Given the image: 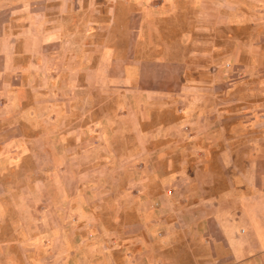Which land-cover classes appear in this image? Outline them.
<instances>
[{"label": "rangeland", "instance_id": "374dc122", "mask_svg": "<svg viewBox=\"0 0 264 264\" xmlns=\"http://www.w3.org/2000/svg\"><path fill=\"white\" fill-rule=\"evenodd\" d=\"M118 1L0 0V264H264L225 234L264 194V0H134L146 43ZM117 46L185 76L137 101Z\"/></svg>", "mask_w": 264, "mask_h": 264}, {"label": "crops", "instance_id": "0c3cea01", "mask_svg": "<svg viewBox=\"0 0 264 264\" xmlns=\"http://www.w3.org/2000/svg\"><path fill=\"white\" fill-rule=\"evenodd\" d=\"M119 7L116 10H123L121 14L116 16L113 14L112 21L121 20L128 23L135 19L142 24L137 30L135 40L138 43L148 42L149 35L152 37L153 33L145 25L149 17H153L152 10L149 7L143 6L141 2L134 0H120L118 1ZM90 4V2H88ZM152 34V35H151ZM105 45L106 43H99ZM114 51L105 50L103 55L99 52L95 53L96 61H103L100 59H110L123 61L124 68L122 74L118 76V82L124 90H132L133 96L137 101L142 100L144 97L158 98L156 96L164 94L169 91L170 79L175 81L181 78L184 74V65L178 62H168L161 59L150 58H131V51L128 48H121L119 46ZM103 58H102V56ZM86 58L88 56L85 55ZM146 63H154L158 66V71L155 72L153 77H149L145 72L144 65ZM115 82V81H113ZM175 83V82H174ZM261 162L257 163V168H262ZM239 204L242 214L237 223L231 224L227 227L225 234L229 244V249L234 255H244L248 253L258 254L264 251V194L249 195L241 194L239 196ZM207 225L215 228V218L208 216ZM240 226H243V234L238 233Z\"/></svg>", "mask_w": 264, "mask_h": 264}]
</instances>
